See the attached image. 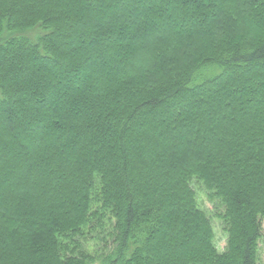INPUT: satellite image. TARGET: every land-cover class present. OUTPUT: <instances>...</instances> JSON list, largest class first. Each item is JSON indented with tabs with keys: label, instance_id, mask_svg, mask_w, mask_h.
Segmentation results:
<instances>
[{
	"label": "trees",
	"instance_id": "1",
	"mask_svg": "<svg viewBox=\"0 0 264 264\" xmlns=\"http://www.w3.org/2000/svg\"><path fill=\"white\" fill-rule=\"evenodd\" d=\"M263 218L264 0H0V264H258Z\"/></svg>",
	"mask_w": 264,
	"mask_h": 264
},
{
	"label": "rangeland",
	"instance_id": "2",
	"mask_svg": "<svg viewBox=\"0 0 264 264\" xmlns=\"http://www.w3.org/2000/svg\"><path fill=\"white\" fill-rule=\"evenodd\" d=\"M194 189L197 192L198 202L200 208H202L211 218L212 225L214 228L215 234V245L219 252L224 251L226 242H227V234L223 230L222 223L220 219L215 215L216 212H219L220 209H216L214 202L210 201L205 193L204 187L200 183L193 184ZM263 223V237L259 243V263L264 264V218L262 219Z\"/></svg>",
	"mask_w": 264,
	"mask_h": 264
}]
</instances>
